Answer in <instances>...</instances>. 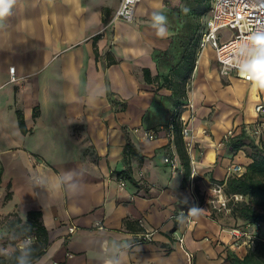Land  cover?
Here are the masks:
<instances>
[{
	"label": "crops",
	"instance_id": "obj_1",
	"mask_svg": "<svg viewBox=\"0 0 264 264\" xmlns=\"http://www.w3.org/2000/svg\"><path fill=\"white\" fill-rule=\"evenodd\" d=\"M118 1L18 0L0 21V230L11 213L41 209L49 244L30 264H187L179 235L193 264H230L233 223L223 213L210 215L203 202L190 222L185 217L190 174L184 182L174 132L166 128L167 109L176 104L161 84L170 67L163 56L173 32L169 8L165 0H139L135 20L105 27ZM154 12L167 18L164 37L152 27ZM209 51L200 52L186 97L193 105L188 136L197 193L225 179L232 160L249 162L242 149L229 150L223 134L252 121L255 100L264 95L253 81L224 83ZM232 80L244 90L236 93ZM112 99L125 107L115 110ZM127 168L131 179L119 187L118 172ZM69 171L81 184L76 194L56 187ZM143 229L153 230L151 239H141Z\"/></svg>",
	"mask_w": 264,
	"mask_h": 264
},
{
	"label": "built area",
	"instance_id": "obj_2",
	"mask_svg": "<svg viewBox=\"0 0 264 264\" xmlns=\"http://www.w3.org/2000/svg\"><path fill=\"white\" fill-rule=\"evenodd\" d=\"M139 0H119L115 8V12L112 17L106 22L105 27L116 19H123L128 22L135 20V6ZM210 9L207 17L204 20V28L199 36V43L203 47L209 45L214 49V55L217 64V70L219 74L226 79L231 77H237L243 81H254L253 73L249 71L245 65L247 59L251 55L252 47L250 44V37L257 33H264V0H211ZM14 66H9L10 79L15 80L16 77L13 74ZM259 85V84H258ZM261 87V86H260ZM264 90V87H261ZM185 105L188 106L192 112L193 105L190 100L186 98ZM254 115L252 121L253 127L251 131L258 138L260 135H264V95H261L255 100ZM167 127L168 133L172 132V121H170ZM190 117H185L182 113L179 119L182 121L181 136L184 139V147L186 152L191 154V148L194 146V141L188 136V122ZM156 130L151 129L145 132V135L149 138L155 135ZM232 132V128L227 130L223 135L227 139ZM167 162L171 161L174 165V158L165 157ZM228 175H240L245 167L242 163L231 161L227 164ZM193 174L191 171L188 180V204L185 209V217L188 222L191 221V209L201 210L202 201L199 199L195 185L193 184ZM118 186L125 184L126 179L121 175L117 177ZM213 191L217 195L216 201L210 205V213H217L223 207H226V195L223 192V186L220 183H214ZM235 197H242L240 194H233ZM242 224V225H241ZM244 223H236L227 227L229 238L227 243L233 250L250 248L251 243L255 239L264 242V231L255 232V227H264V223L254 222L245 223L246 226H252V229H248L243 225ZM75 228V224L69 226V231ZM152 229H143L138 235L141 239H151ZM180 246L184 249L188 259L193 256V252L186 249L183 246V235L177 236Z\"/></svg>",
	"mask_w": 264,
	"mask_h": 264
},
{
	"label": "trees",
	"instance_id": "obj_3",
	"mask_svg": "<svg viewBox=\"0 0 264 264\" xmlns=\"http://www.w3.org/2000/svg\"><path fill=\"white\" fill-rule=\"evenodd\" d=\"M205 10V8H202L200 12H204ZM165 51H167V49L164 50V52ZM194 53L195 47H192L191 50L188 49L186 53L183 52L181 54V59L175 62L170 70L162 76L161 81L162 85L172 90L174 104H176L169 115L171 117L170 121H172L171 128L174 132L176 150L177 153H179L181 165L184 169L182 179L184 182L188 179L191 168L189 153L185 150L183 137L180 133L182 121L179 119V116L187 97L185 83L191 78L192 70L195 66L196 58ZM108 62L113 63L115 60L109 58ZM142 71L146 82L151 81L152 76L148 68H143ZM158 76L159 75H155L154 77L158 78ZM111 101L112 103L115 102L113 99ZM33 115H36L35 109ZM168 120L169 117H167L166 120V128L169 125ZM17 121L20 129L26 132L27 127L24 124L23 113L20 110H17ZM252 125V123L246 124L244 122L237 125L232 128L230 136L225 141L231 152L236 153L237 150L242 149L246 156L250 157L249 162L244 165V171L240 175H227L225 179L216 180L218 183L222 184L225 195H233L236 193L243 197L234 201L233 207L230 208L229 215L233 218L242 219V223L244 224L254 222L264 223V135H260L257 138L251 131ZM130 144L131 141L127 138L124 144V150L127 148L129 149L131 146ZM127 170L128 168L118 172L117 177L121 175L125 179H131ZM8 195L9 193H7L6 197ZM11 215L14 216V218H8L6 221L7 223L14 225L17 222H21L20 217L16 213H11ZM210 215H212V213ZM125 224L127 227H130L131 223L129 219L125 218ZM21 227H27L28 231L31 232L34 237L30 258L31 263L41 256V253L45 251L49 244L48 229L44 222H42L41 209H29L26 212L24 221L21 222ZM253 246V249L252 247L248 248L243 255L240 254L238 250H230L226 255V259L230 264H264V242L257 241ZM19 254V247H16L9 255H0V264H16V257ZM256 254L258 256H256Z\"/></svg>",
	"mask_w": 264,
	"mask_h": 264
},
{
	"label": "rangeland",
	"instance_id": "obj_4",
	"mask_svg": "<svg viewBox=\"0 0 264 264\" xmlns=\"http://www.w3.org/2000/svg\"><path fill=\"white\" fill-rule=\"evenodd\" d=\"M211 0H178V1H170L165 0V4L167 8H169L168 13V21L171 24V27L173 28V32L171 33V43L168 47L167 51L164 52L163 56H165V60H167L169 63V69L173 66V64L181 59V54L183 52H187L188 49H192V47H195V64L197 62L198 57L200 56V52L204 47L209 48L210 52V67L214 71L215 69V61H214V51L212 48L208 45L201 46L199 43V36L200 32L204 28V19L207 15V12L209 11V3ZM202 8H205L206 10L204 12H200ZM193 45V46H192ZM185 57V56H184ZM221 80L230 83L228 79H226L223 76H220ZM235 78V77H233ZM215 86V85H214ZM211 85V87H214ZM231 86H233L236 93H239L241 90H244V87L236 80H232ZM186 88V95L188 90V82L185 83ZM111 105L114 106L115 110L123 109L125 107V102L123 100L115 101ZM184 113L182 112L184 109ZM189 107L184 105L182 107L181 113L185 117L191 116V111L188 109ZM171 113V109H167V114ZM180 113V114H181ZM166 114V115H167ZM168 117V115H167ZM163 123V122H160ZM238 162H241L243 165H246L247 163H243L240 160H237ZM199 199L204 203V205L209 206L213 203V201H216L217 195L213 191V186L211 188H201L199 189ZM243 197H235L234 195H226V207H229V209L222 208L217 213H223L224 216H226L227 221H230L233 223L232 225L237 223V220L233 221V218H229L230 214V208L233 207V203L237 199H241ZM26 214L19 216L21 219V222L24 221ZM13 217L12 215L6 217L5 219H2V223L4 225V230H0V252H2L4 249H7L8 255L10 252H12L16 247L19 246L20 242L25 240L28 237H33V234L28 231L27 227H21V222H17L14 225H10L6 221L8 218ZM239 223V222H238ZM241 223V222H240ZM242 225V224H241ZM248 229H252V226H246ZM255 232L259 233L264 231V227H255ZM257 241H260L258 239H255L253 243H251L252 247L254 243ZM254 247V246H253ZM252 247V249H253ZM234 251V250H233ZM240 254H244V249L238 250ZM256 256H258L256 254ZM194 258L193 256L188 259L187 264H193Z\"/></svg>",
	"mask_w": 264,
	"mask_h": 264
},
{
	"label": "clouds",
	"instance_id": "obj_5",
	"mask_svg": "<svg viewBox=\"0 0 264 264\" xmlns=\"http://www.w3.org/2000/svg\"><path fill=\"white\" fill-rule=\"evenodd\" d=\"M18 0H0V21L11 15L13 7ZM167 18L160 12H154L152 15V27L156 30V34L164 37L167 34ZM252 47L251 55L247 59L245 67L253 73L257 83L264 87V33H257L250 37ZM75 172L69 171L63 174L62 180L56 185L58 189H64L69 194H76L81 189L80 181L74 180ZM197 209H191L190 214L197 215ZM34 238L28 237L19 244L20 254L16 257V264H30L32 244ZM0 255H8L7 249L0 252ZM108 264H113L109 261Z\"/></svg>",
	"mask_w": 264,
	"mask_h": 264
},
{
	"label": "bare ground",
	"instance_id": "obj_6",
	"mask_svg": "<svg viewBox=\"0 0 264 264\" xmlns=\"http://www.w3.org/2000/svg\"><path fill=\"white\" fill-rule=\"evenodd\" d=\"M256 85H257V81L254 79L253 83H251V86H252L253 89H255Z\"/></svg>",
	"mask_w": 264,
	"mask_h": 264
}]
</instances>
